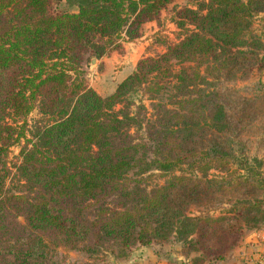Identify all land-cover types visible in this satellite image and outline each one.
Returning a JSON list of instances; mask_svg holds the SVG:
<instances>
[{
	"label": "trees",
	"instance_id": "trees-1",
	"mask_svg": "<svg viewBox=\"0 0 264 264\" xmlns=\"http://www.w3.org/2000/svg\"><path fill=\"white\" fill-rule=\"evenodd\" d=\"M175 1L71 0L65 11L58 0H0V264H66L59 248L124 259L170 238L197 254L192 264L218 263L264 222L260 160L245 155L216 88L264 50L251 28L264 0H186L163 52L106 96L86 83L91 60L138 39ZM230 164L235 192L260 197L188 215L215 201L222 177L208 171ZM153 172L162 184L146 183Z\"/></svg>",
	"mask_w": 264,
	"mask_h": 264
},
{
	"label": "rangeland",
	"instance_id": "rangeland-1",
	"mask_svg": "<svg viewBox=\"0 0 264 264\" xmlns=\"http://www.w3.org/2000/svg\"><path fill=\"white\" fill-rule=\"evenodd\" d=\"M186 4V0H176L174 4L167 6L160 13L157 21L142 27L141 36L138 39L121 42L117 49L106 56L91 60L93 63L90 61L85 68V78L88 87L100 96L110 94L115 86L133 70L135 63L140 58L155 56L163 52L167 44L175 42L177 29L172 23L173 10L177 6ZM56 7L65 11L74 10L71 0H58ZM261 16L260 14L255 17L251 28L254 35L260 39L264 49V20ZM257 53L258 57H253L242 66H238L232 75L222 74L216 82V88L225 103L228 101L232 102L227 105V108L230 111L229 115L233 117V122L236 124L239 140L243 143L245 155L248 158L255 157L260 160L259 171L264 178V57L259 60L264 55V50H259ZM259 61H261L260 65H258ZM33 117L34 114L29 117V120L33 119ZM17 153L18 148L16 146L9 149L7 163L10 169L17 163ZM233 169L234 165L230 164L227 170H223V172L208 171L209 175L217 173L222 177V180L217 185L212 186V190L213 188L218 190L215 194L216 196H214L215 201L205 203L201 207L196 205L189 206L188 215H197V212L204 210H210V213L213 212V215H216L221 210L229 209V205L233 201H250L254 197H260L261 192L257 189L253 191L238 190L240 192H235L236 189H240L236 186V183L240 181V177L237 176L239 173H229ZM173 174L179 175V172H174ZM150 175L146 179V183L149 185L153 183L162 184L165 179L158 177V172H153ZM249 193L252 194L249 195ZM238 239L233 246H235ZM157 247H170V249L178 247L184 255L195 254L171 238L168 242L157 245ZM131 250L127 253L129 254ZM57 252L61 254L66 264H121L128 257L127 254L124 259H114L107 254L101 260L92 261L82 257L77 252L68 251L64 248H59ZM163 254L162 252L161 255Z\"/></svg>",
	"mask_w": 264,
	"mask_h": 264
},
{
	"label": "crops",
	"instance_id": "crops-1",
	"mask_svg": "<svg viewBox=\"0 0 264 264\" xmlns=\"http://www.w3.org/2000/svg\"><path fill=\"white\" fill-rule=\"evenodd\" d=\"M130 253L121 264H192V259L197 257V254L184 255L178 247H139ZM263 258L264 222L255 229L243 231L235 246L220 262L205 261L202 264H264Z\"/></svg>",
	"mask_w": 264,
	"mask_h": 264
},
{
	"label": "water",
	"instance_id": "water-1",
	"mask_svg": "<svg viewBox=\"0 0 264 264\" xmlns=\"http://www.w3.org/2000/svg\"><path fill=\"white\" fill-rule=\"evenodd\" d=\"M91 63H93V61H91Z\"/></svg>",
	"mask_w": 264,
	"mask_h": 264
},
{
	"label": "built area",
	"instance_id": "built-area-1",
	"mask_svg": "<svg viewBox=\"0 0 264 264\" xmlns=\"http://www.w3.org/2000/svg\"><path fill=\"white\" fill-rule=\"evenodd\" d=\"M263 260H264V258H263Z\"/></svg>",
	"mask_w": 264,
	"mask_h": 264
}]
</instances>
